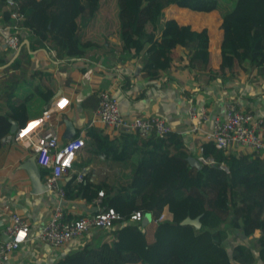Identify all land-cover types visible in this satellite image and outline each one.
Instances as JSON below:
<instances>
[{
	"label": "trees",
	"instance_id": "obj_1",
	"mask_svg": "<svg viewBox=\"0 0 264 264\" xmlns=\"http://www.w3.org/2000/svg\"><path fill=\"white\" fill-rule=\"evenodd\" d=\"M174 5L219 13L227 46L218 72L212 70L206 29L167 22L166 10ZM0 16L3 25L22 28L17 33L21 43L27 39L30 44L0 71V150L13 122L21 128L41 115L56 93L51 72L32 64L35 53L50 48L59 61L99 50L127 60L151 45L142 61L148 80L173 66L191 71L194 78L207 74L209 83L224 77L226 69L264 78V0H0ZM6 64L0 57V67ZM92 132V154L123 162L129 173L116 184L96 186L86 176L78 183L74 175L64 182L66 197L90 203L104 190L105 203L127 224L87 235L81 248L56 264H264V156L231 154L200 141L204 155L215 163L195 165L196 145L188 147L177 133L160 141L124 133L94 137ZM136 211L150 214L152 223L128 222ZM164 211L172 218L158 222ZM188 218H200L201 228L183 225ZM229 234L239 238L231 252L226 248Z\"/></svg>",
	"mask_w": 264,
	"mask_h": 264
},
{
	"label": "crops",
	"instance_id": "obj_2",
	"mask_svg": "<svg viewBox=\"0 0 264 264\" xmlns=\"http://www.w3.org/2000/svg\"><path fill=\"white\" fill-rule=\"evenodd\" d=\"M166 20L179 26L190 25L197 31L206 29L210 39L212 70L219 71L222 52L227 45L224 43L223 30L220 28L222 19L217 11L211 13L184 11L174 5L166 10ZM6 27L9 26L1 23L0 16V57L6 58L9 63L16 52L10 53L6 50L4 36L12 34L5 31ZM21 36L27 38L26 33H22ZM152 50L151 45H147L145 51L137 58L127 60H121L118 53L106 54L104 50L92 51L85 58L73 61L57 60L51 48L49 53H35L32 60L33 69L51 72L50 80L56 84V93L44 107L43 113L47 105L57 98L69 100L67 108L59 112L56 118L60 129L59 144L66 145L81 131H85V147L73 166L71 176L62 181L63 186L65 181L74 175L77 176L81 171L85 172L93 186L112 185L121 180L119 175L122 173L118 171L125 164L94 156L89 144L90 130H94L92 132L94 137L102 135L115 137L119 134L101 126L90 127L91 119L98 107V93L102 90L110 91L119 100L122 112L129 119L143 115L165 118L174 132L182 134L191 148L194 145L197 147L199 141L193 140L190 134L185 133L190 125L189 100L206 107L213 116L225 115L226 103L235 101L257 118H264V78H255L253 74L248 75L238 69L230 74L226 69L224 77H218L209 83L210 78L207 74L194 78L190 75L191 71L173 66L170 72L162 73L161 77L154 80H148L144 77L142 61ZM42 114L30 120L39 118ZM212 123L213 120L208 122L204 131H208ZM260 136L264 139V127L260 131ZM30 157L33 156L26 149L13 145L3 146L0 150V208L8 207L26 219L31 226V236H34L50 221L56 196L50 191L39 195L31 193L32 187L26 172L17 169ZM67 209L71 216L83 214L86 212V202L82 199L68 200ZM2 225L3 222H0V233ZM84 243L79 239L65 248L55 249L39 242H29L12 254L9 264H56L66 254L81 248Z\"/></svg>",
	"mask_w": 264,
	"mask_h": 264
},
{
	"label": "built area",
	"instance_id": "obj_3",
	"mask_svg": "<svg viewBox=\"0 0 264 264\" xmlns=\"http://www.w3.org/2000/svg\"><path fill=\"white\" fill-rule=\"evenodd\" d=\"M12 15L13 18H17L15 12ZM12 29L16 30V33L4 36V44L6 50L15 53L21 43L17 33L21 32L22 28L9 26L5 31L11 32ZM188 103L190 125L185 133L190 134L193 140L199 141L194 158L197 164L215 163L212 157L204 155L200 142L202 139L213 142L217 149L227 153L249 151L264 156V139L260 136V131L264 127V118H257L235 101L226 103L223 116H213L206 107L200 106L193 100H189ZM68 105L69 100L57 98L47 105L41 117L27 121L15 133H9L1 138L2 146L21 147L35 157L37 166L45 172L43 182L48 191L55 194L56 202L52 208L50 221L34 236H31V226L26 219L12 212L8 207L0 208V222H3L0 233V264H9L12 254L29 242H39L51 248L62 249L95 231L104 230L110 233L118 225L127 224L123 216L105 203L104 190H100L95 199L86 203L85 213L71 216L67 209L68 199L62 181L71 176L73 166L85 147L84 130L66 145L59 144L60 129L56 118L57 114L64 111ZM211 120H213L212 126L208 131H204V127ZM92 126H101L142 139L155 137L164 141L172 133L182 136L174 132L163 117L143 115L133 119L127 118L121 110L119 100L106 90L98 93V107L90 122V127ZM222 168L229 172L227 166L222 165ZM84 178L85 172L81 171L77 173L76 182L81 183ZM145 216L144 212L136 211L131 214L128 222L142 223ZM171 218L172 215L164 211L158 222Z\"/></svg>",
	"mask_w": 264,
	"mask_h": 264
},
{
	"label": "water",
	"instance_id": "obj_4",
	"mask_svg": "<svg viewBox=\"0 0 264 264\" xmlns=\"http://www.w3.org/2000/svg\"><path fill=\"white\" fill-rule=\"evenodd\" d=\"M23 47L27 49L30 48V44L28 40H25L20 44L18 51L11 58L10 62L6 64L5 66L0 67V71L10 66L18 58V56L21 54ZM68 126L71 127V124L68 123ZM17 130L18 129H17L16 123L13 122L11 133H15ZM192 161H193V164H197L196 160L193 159ZM17 169L26 172L28 179L31 183V187H32L31 193L32 194L39 195V194L46 193L48 191L47 186L43 182V176L40 172V168L36 164L35 157H30V158L25 159L17 167ZM152 221L153 220H152L151 215L146 214L145 219L143 221V225L146 227L147 225L151 224ZM183 225H193L196 228L200 229L201 228L200 218H197L195 220H191L188 218L183 222Z\"/></svg>",
	"mask_w": 264,
	"mask_h": 264
},
{
	"label": "rangeland",
	"instance_id": "obj_5",
	"mask_svg": "<svg viewBox=\"0 0 264 264\" xmlns=\"http://www.w3.org/2000/svg\"><path fill=\"white\" fill-rule=\"evenodd\" d=\"M49 52H50V51H49ZM44 53H46V52H44ZM195 165H196V164H195ZM114 170L117 172L116 169H114ZM126 171H129V170H124V167H123L121 170L118 171L119 173H122V175H121V174L119 175L118 173H117V175H119L120 178L122 179V178L125 176V174H128V173H126ZM122 176H123V177H122ZM95 232H96V231H95ZM93 233H94V232H93ZM228 236H229V237H228V242L226 243V248H227V250H228L229 252H231L233 246L236 245V244L239 242V238H237L236 236H234V235H232V234H229ZM240 239H241V238H240ZM82 240H83L84 242H86V237H83Z\"/></svg>",
	"mask_w": 264,
	"mask_h": 264
}]
</instances>
